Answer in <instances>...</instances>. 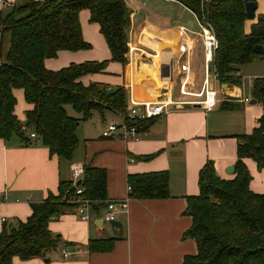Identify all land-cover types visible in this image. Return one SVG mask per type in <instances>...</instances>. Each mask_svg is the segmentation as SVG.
Returning a JSON list of instances; mask_svg holds the SVG:
<instances>
[{"label": "crops", "instance_id": "obj_1", "mask_svg": "<svg viewBox=\"0 0 264 264\" xmlns=\"http://www.w3.org/2000/svg\"><path fill=\"white\" fill-rule=\"evenodd\" d=\"M124 1L130 12L127 64L110 62L104 73L84 76L81 83L101 84L108 90L123 88L125 112L133 104L157 102L162 95L171 96L179 103L171 106L167 115L143 123L137 141H123L117 136L102 138L103 126L121 125L124 114L93 111L100 120L94 119L92 112L87 121L79 124L78 145L71 161L51 156L45 146L27 134L25 146L17 137L8 142L0 140V232L3 225L25 221L32 204L42 203L50 194L56 195L59 182H72L74 165L104 169L107 203L127 200L128 208L126 214L116 216L115 222L121 224L118 230L103 222L105 208L91 210L88 222L81 221L75 209L52 219L49 230L59 239L57 248L44 258L29 261L13 258L12 264H182L185 257L197 252L195 241L183 239V235L192 224L184 212L186 199L199 194V171L211 162L220 179H232L236 137L248 135L258 126L262 107L258 103L250 104L255 78L246 89L240 72L237 74L241 77L240 87L227 84L224 87L213 81L217 92L214 108L205 111L197 104L203 99L198 94L208 87L210 74L204 57L201 74L195 68L196 45L201 39L197 19L191 11L172 0ZM248 1L256 4V10L254 19L245 24L246 33L264 14V0ZM23 2L0 0V17L2 12H10ZM79 22L82 37L91 49L59 52L56 58L44 61L47 70L56 72L70 64L110 60L99 26L90 23L87 10L80 11ZM2 40L0 62L8 51L9 35ZM13 94L17 98L15 115L24 123L25 112L31 106L25 103L21 90H14ZM245 98L249 103L243 102ZM223 102L237 107L232 111L221 110ZM244 163L251 176L249 189L263 195L264 169L259 170L249 159ZM159 172L168 174L169 198L128 199V176ZM103 239H115L109 251H89L90 241Z\"/></svg>", "mask_w": 264, "mask_h": 264}, {"label": "trees", "instance_id": "obj_2", "mask_svg": "<svg viewBox=\"0 0 264 264\" xmlns=\"http://www.w3.org/2000/svg\"><path fill=\"white\" fill-rule=\"evenodd\" d=\"M199 21L208 23L218 42L212 70L217 82L240 87L241 68L264 60V14L245 32L248 0H172ZM87 10L89 21L99 26L110 52V60L70 64L59 71L47 70L44 61L59 52L91 49L84 41L79 13ZM129 10L124 0H24L5 17H0L1 40L9 35L8 51L0 62V140L17 137L25 146L26 127L37 136L51 156L71 161L77 148L76 131L93 111L111 110L125 114V91L101 84L84 86L81 78L104 73L110 62L127 64ZM261 46L263 52H254ZM131 53L135 51L131 50ZM1 57V50H0ZM14 90H21L31 106L21 123L15 115ZM251 96L262 107L258 126L248 135L237 136L234 177L220 179L211 162L198 174L199 194L188 197L184 214L192 224L183 239L195 241L197 252L182 264H264V194L249 189L251 176L244 163L252 160L264 169V78L252 82ZM70 106L78 118L67 115ZM237 105L223 102L221 110L232 111ZM144 124H138V129ZM77 185L84 189L75 194L72 182H59L56 195L31 205V214L23 222L3 225L0 232V264H12L13 258L29 261L44 258L57 248L59 239L49 230V223L75 209L79 197L90 202V210L100 211L107 204V175L104 169L83 167ZM129 200H164L169 198L166 172L130 175L127 178ZM115 239L92 240L90 252H107Z\"/></svg>", "mask_w": 264, "mask_h": 264}, {"label": "built area", "instance_id": "obj_3", "mask_svg": "<svg viewBox=\"0 0 264 264\" xmlns=\"http://www.w3.org/2000/svg\"><path fill=\"white\" fill-rule=\"evenodd\" d=\"M195 18L197 19L196 16ZM197 23L199 27V36L202 42L204 62L207 65L206 70L208 69V64H211V71L209 74L212 76L213 81H216L215 72L212 70V61L215 51L218 47V42L212 27L208 23L199 21L198 19ZM1 28L2 25L0 23V31ZM198 97L203 98L202 101L197 102V104L205 111H209L216 106L217 92L214 88L212 90H209L208 87L205 88L204 91L198 94ZM243 102L249 103V99L245 98ZM176 103L179 102H175L171 96L162 95V97L157 102L143 103V105L133 104L125 112L123 116V123L121 125L110 123L103 126L101 137L108 139L117 136L123 141H137L139 140V130L137 127L138 124H142L151 119L167 115L171 110V106L176 105ZM21 130L25 132V134H27L30 139H37L36 134L30 132L26 127H22ZM83 172V167L80 165H74L72 167V185L75 187V194L77 196H80L84 193V189L77 186V183L83 177ZM130 192L131 189L129 186H127V194ZM74 202L76 203L75 213L78 218L83 222H88L91 211L89 200L79 197ZM127 212V200L120 203L109 202L106 204L105 213L102 220L104 223L110 224L111 222L116 221V216L119 213L126 214ZM64 257H68V254L64 253Z\"/></svg>", "mask_w": 264, "mask_h": 264}, {"label": "rangeland", "instance_id": "obj_4", "mask_svg": "<svg viewBox=\"0 0 264 264\" xmlns=\"http://www.w3.org/2000/svg\"><path fill=\"white\" fill-rule=\"evenodd\" d=\"M13 8H15V6L12 7V9ZM82 11L84 12L85 10H82ZM8 13H9L8 10L2 12L1 17H5ZM81 14H82V12H81ZM189 22H191V20ZM6 35H4L2 37L3 40L6 38ZM201 45H202L201 42L200 43L198 42L197 45H196V56H197L198 63H197V65L195 64V68H196L197 74H199V73L201 74V72H202L201 65L203 63V49H202ZM240 74H241L242 77H244V80H245V84L244 85H245V88L247 89L248 86L251 84V81L254 78L255 79L256 78H264V60L263 61H256V62H254L252 64L244 66L243 68H241ZM219 97L221 98V96H219ZM65 110L67 111V115L68 116L73 117V118H78L79 117L78 114L75 113L70 106H66ZM93 117H95L94 119L100 120V118H98L99 116H98L97 112H93Z\"/></svg>", "mask_w": 264, "mask_h": 264}, {"label": "water", "instance_id": "obj_5", "mask_svg": "<svg viewBox=\"0 0 264 264\" xmlns=\"http://www.w3.org/2000/svg\"><path fill=\"white\" fill-rule=\"evenodd\" d=\"M256 10V4L251 1V2H247L245 4V15H246V18L248 20H253L254 19V12ZM254 52L257 53V54H261L263 52V48L261 46H256L254 48ZM211 71V64H208V69H207V72L210 73ZM207 82H208V89L209 90H212L214 87H213V78L211 75L208 76V79H207ZM223 86L225 87L226 85L223 84ZM108 94H112L113 90L112 89H109L108 91ZM257 101L255 99H252L250 101V104L253 105V104H256ZM233 173V169L230 171V174ZM81 182V180L77 183V185ZM110 226L114 229V230H118V229H121V224L119 222H111L110 223Z\"/></svg>", "mask_w": 264, "mask_h": 264}]
</instances>
